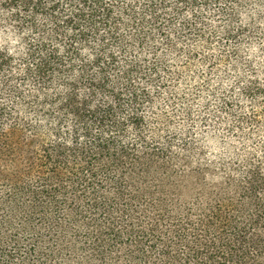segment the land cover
Wrapping results in <instances>:
<instances>
[{"label": "trees", "instance_id": "16d2710c", "mask_svg": "<svg viewBox=\"0 0 264 264\" xmlns=\"http://www.w3.org/2000/svg\"><path fill=\"white\" fill-rule=\"evenodd\" d=\"M263 23L264 0H0V206L10 207L11 195L35 199L60 168L80 162L68 187L97 196V203H86L98 216L93 230L102 262L126 250L122 264H145L150 253L153 264H264V156L228 146L229 161L213 158L210 165L241 184L228 183L195 204L172 200L163 190L136 213L103 192L108 184L121 195L119 179L101 180L95 172L104 161L138 153L163 164H193L192 155L202 152L191 131L196 120H207L182 108L196 98L188 94L182 68L237 59L239 42L214 59L209 52L244 33L242 40L264 47V34L254 36ZM231 94L215 106L217 114L234 118L227 131L259 129L264 87L250 82L239 98ZM242 99L249 103L245 114L235 111ZM176 117L190 121L183 134L171 128ZM11 218L9 209L0 220V264H40L35 244L21 247L16 238H4V227L14 229ZM46 225V233L56 228ZM24 228L50 252L53 239L43 240L38 227ZM61 234L82 246L89 238L73 228Z\"/></svg>", "mask_w": 264, "mask_h": 264}, {"label": "rangeland", "instance_id": "374dc122", "mask_svg": "<svg viewBox=\"0 0 264 264\" xmlns=\"http://www.w3.org/2000/svg\"><path fill=\"white\" fill-rule=\"evenodd\" d=\"M203 9L205 8L203 7ZM242 21L247 23L245 19ZM254 32H257L254 34L256 39L261 37V34H264V23ZM245 34L241 35L237 42L232 41L231 44L224 43L225 40H222L215 46L216 48H211L209 52V56L214 59L220 52H228L229 45H236L239 42L237 59L225 58L224 61H216L215 64L196 61L189 68H182L187 86L191 87L188 94L196 96L193 102L189 100V104L185 103V107L182 108L189 107L195 115L200 112L201 116L207 120V123L203 124H199L196 120L195 127L191 131L203 157L198 156L197 153L193 154V164L191 165L179 161L163 164L156 157L146 158L138 153L129 159H121L115 163L104 161L98 164L95 167V172L99 179L104 180L108 176L117 177L124 187V192L119 195L111 185H104L103 192L113 198L114 203H127L131 212L136 213L139 204L149 206L152 201L148 200L161 198L163 190L171 194L169 198L172 200H178L179 203L195 204L211 198L218 191L224 189L228 183L239 185L241 182L238 184L233 179H229L228 171L224 169L216 171L210 165L213 158L221 157L229 161L228 156L231 155L228 152V146L236 148L235 153L251 152L252 155L263 161V117L260 120L259 129L256 127L249 129L243 125L241 129L237 130V134H233L227 131L225 124H233L234 118L224 112L219 113L220 115L217 114L220 112V108L215 107L217 102H221V97H230L233 91L235 98H239L240 90L248 86L250 82H257L264 87V47L258 44V40L251 44L245 39L242 40ZM228 55L231 54L228 53ZM183 86L186 85L182 84ZM240 101L241 106L235 111L245 114L249 110V103L244 99ZM262 110L264 109L258 108L260 114L263 112ZM187 119L173 118L171 128L177 134H183L190 126V121ZM214 120H217V124H214ZM221 121L222 124H220ZM139 163H144L145 166H141ZM80 165L81 163L77 162L76 164L72 163L66 169L60 168L57 179L52 180L43 193H37L35 199L30 194H25L18 201L13 199L12 195L8 196L5 203L11 201V204H9L10 207H5L4 204L0 206V220L7 218L10 209L12 220L9 219V221L14 229L10 231L8 226L4 227V238L6 236L16 238L15 240L21 247H28L29 243L35 244L37 255L41 257L40 264H117L118 260H121L120 264H122L127 253L126 250L115 252L102 262L95 249L96 234L93 228L98 216L89 208L86 199L95 198L97 200V196L92 197L91 193L86 190L74 191L68 187L71 183V172L77 171ZM101 168H105L107 171H102ZM61 185L65 186V191L59 188ZM55 187H57L56 192L59 190L61 192L60 196L56 197V201L53 199L54 193H56L53 189ZM138 195L142 196V200L134 202L132 198ZM260 198L264 202V195H261ZM47 222H52L55 225L56 228L53 232L43 231V227L47 228ZM26 225L40 228L41 231L37 235L41 236L43 240H54L49 245L50 252L42 240L25 234L24 227ZM67 228L86 233L87 237L89 236L86 244L82 246L73 241L70 236L62 235V230ZM52 229L54 228L52 227ZM45 242L47 243V241ZM154 256L150 253L145 264H153ZM33 258H37V256L34 255ZM3 264H7V262Z\"/></svg>", "mask_w": 264, "mask_h": 264}]
</instances>
